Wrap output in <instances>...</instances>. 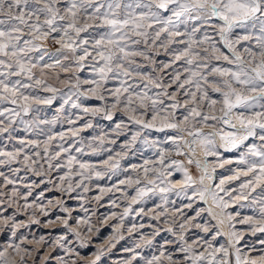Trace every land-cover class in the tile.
Segmentation results:
<instances>
[{"label": "snow or ice", "instance_id": "1", "mask_svg": "<svg viewBox=\"0 0 264 264\" xmlns=\"http://www.w3.org/2000/svg\"><path fill=\"white\" fill-rule=\"evenodd\" d=\"M50 40L57 45L55 52L46 47ZM161 51L170 59L157 60ZM89 61L94 75L92 79L83 81L92 85L86 91H81L79 76L75 83L68 81L66 93L45 78L49 75L46 70L59 68L68 73L73 66L83 70ZM56 79H60L59 74ZM109 80H118L119 87L109 92L105 87ZM37 89L51 95L40 96ZM104 92H109L114 98L111 109L107 105L84 106L83 100L95 98L104 101ZM58 95L63 101L57 110L58 116L69 102L72 109H80L85 115L96 116L102 112L109 121L114 118L112 109L122 108L128 122L138 126L137 131L121 146L122 149L133 147L144 130L174 132L166 141L170 142L171 148H162L158 152L159 167H150L154 162L145 160L142 165H132L134 171L143 172V177L137 175L133 179L126 176L119 181V185L136 187L135 194L129 197L130 202L119 217V227L113 228L114 233L120 232L124 220L133 213V205L142 204L149 194L176 191L177 195L183 194L189 200L196 197L205 204L210 200V206L197 211L196 216L206 211L219 225L225 223L221 214L230 203L247 201L241 207H249L251 214L239 223L247 225L253 235L264 234V0H0V117L3 118L0 119V136L7 133L11 140L12 132L17 131L13 127L16 124H23L26 131L46 136L42 142L21 139V147L14 151H0V157H4L0 165L16 162L26 143L36 149L43 143V154L50 168L53 167L52 160H58L61 153L71 151V148L60 144L59 151L49 155L51 142L57 137L64 140L66 133L48 134L40 126L55 125L56 120H44L37 116L30 121L23 119L37 112L40 105H52ZM181 97L185 99L181 100ZM181 108L183 112H179ZM80 119L83 117L76 115L74 119L72 113L65 117L69 125H75ZM91 127L90 121L83 125V128ZM126 127L121 120L113 132L117 137L124 135ZM205 128L210 131L206 132ZM81 131V128L75 127L67 130L72 137L79 136ZM106 138L105 133L88 143L92 154L111 152L103 147ZM217 138L220 143H217ZM142 142L149 143L147 138ZM220 148L236 151L238 155L217 166L235 164L236 167L230 169L231 174L221 178L219 184L206 185L205 180H213L215 172V167L209 171L208 157H219ZM197 149L202 153L203 161L194 158ZM170 150H174L177 156H186L188 164H195L201 170L198 180L180 160L173 159L165 164V153ZM75 151L83 152L84 148L77 147ZM34 154L41 157L40 151ZM117 157L124 158L118 152L103 160L106 171L78 160L74 155H68L66 166L71 172L72 166L78 165L76 175L81 180L77 186H80L93 176L101 179L109 172L117 174L121 169ZM29 160L31 157L25 154L24 161ZM55 167L62 165L56 164ZM173 168L183 173L178 186L166 181ZM3 175L0 172V176ZM68 178L66 175L61 180ZM5 182L14 183L7 177ZM233 182H236L235 186L225 187ZM113 187L122 191L117 185ZM189 189L191 196L188 195ZM73 190L69 183L68 191ZM84 190L88 191V188ZM100 191L104 193L112 189L101 188ZM16 194L14 189L13 196ZM124 194L127 196V192ZM225 197L228 199L225 200ZM96 199H101V196ZM162 200L167 203V196H162ZM112 204L116 206L115 201ZM187 207L191 208L192 204ZM156 208L161 211L153 218L159 219L167 209L159 204ZM214 209L221 211L217 213ZM62 211L67 212L68 209ZM135 211L139 215L145 209L141 207ZM115 217L113 212L111 218ZM70 218L69 215L62 223L69 231H75L69 227ZM13 219L0 215V233L9 229ZM226 219L233 230L226 234L224 243L217 242V238L225 233L207 222L195 226L205 234H211V240L201 237L189 243L183 234L185 224H180V255L175 259L171 254L167 255L168 264H264V240L260 241V255L242 253L236 247L243 237L234 230L235 226L231 223L234 217L228 213ZM77 223L88 224L87 230L92 231L89 221L78 218ZM20 226L11 223L13 237L16 236L15 229ZM135 228L136 225L132 224L128 231ZM167 231L176 235L171 228ZM158 234V231L153 233L154 236ZM75 235L80 237L81 233L75 231ZM112 239L119 242L123 236H113ZM141 239L145 240V237L141 236ZM43 242L42 237L37 241ZM56 243L63 247L60 241ZM108 243L109 248L115 247L111 240ZM145 243L150 245L152 241L148 239ZM140 246L136 245L137 248ZM81 247H87L83 240ZM66 251L70 253L73 250ZM126 251L133 254L122 264H133L139 253L135 249ZM250 251L257 249L252 246ZM26 254L30 255L27 247L9 243L0 249V264H27ZM103 254L104 249L99 248L94 260L82 258L80 264H97ZM162 257L164 252L146 260L145 264H163ZM47 259L41 264H46ZM60 264H68V261L61 259ZM71 264H77V261L73 260Z\"/></svg>", "mask_w": 264, "mask_h": 264}, {"label": "rangeland", "instance_id": "2", "mask_svg": "<svg viewBox=\"0 0 264 264\" xmlns=\"http://www.w3.org/2000/svg\"><path fill=\"white\" fill-rule=\"evenodd\" d=\"M46 47L50 52H55L57 45L53 41H48ZM35 55V54H34ZM48 59L47 57L45 58ZM170 59L166 57L161 51L157 60L164 61ZM51 62V61H48ZM65 63H68L65 61ZM151 67V66H149ZM49 71V75L45 78L54 87L61 89L63 93L68 92V81L72 83L76 82V77L79 76L81 81V91H86L92 85L84 84V80H90L93 78V72L90 67V61L85 64L83 70H79L74 66L70 72H62L59 68ZM171 71L170 69L168 70ZM39 74V73H37ZM59 74L60 79H56V75ZM167 82V76L164 77ZM109 92L114 91L116 87H119L118 80H109L105 86ZM153 91H158L153 89ZM109 92H104L105 100H97L95 98L83 100L84 106L87 107H103L107 105L111 109L113 103V97L109 95ZM37 94L40 96L51 95V93L43 92L37 89ZM75 99V97H73ZM83 99V98H82ZM185 99L181 97V100ZM63 103L59 97L53 102L52 105H40L37 112L31 113L29 116H25L24 120H31L33 116H37L44 120H56L55 125L47 124L41 125L45 133L56 134L64 132L66 133L65 139L60 140L57 137L49 145V155H53L59 151L58 145L63 144L66 148H71L69 153H61L58 160H52L53 167H49V161L43 154V143L39 149L33 148L27 143L24 146V151L19 156L16 162L11 164L0 165V172L4 175L0 176V215L3 217H14L9 223V229L0 233V249L6 247L9 243L20 244L21 247H27L30 251V255H25L27 264H41L42 261L46 260V264H60L61 259L68 261L71 264L73 260L80 264L81 259L91 261L95 259L97 249L103 248L104 254L101 256L97 264H122V261L130 259L132 256L131 251L127 249H135L139 256L133 264H145L146 260L152 259L153 256H160L161 252H164L162 257L163 264H168L167 255L171 254L173 258L179 256V235L181 229L180 224H185L183 234L185 239L192 243L193 240L204 239L211 240V234H205L200 228L195 225L209 223L210 225H216L224 236L218 237L217 242L224 243L227 239V233L233 229H230L229 222L226 219V215L231 213L234 217L232 224L235 226L234 230L237 231L243 238L236 245L241 249L242 253H250L253 256L260 255L259 249H261L260 241L264 240V234L257 233L252 234L247 225L239 223L245 216L251 214L249 207H241V204H247V201H240L238 203H230L227 209H224L221 214V218L225 220L223 225H219L216 220H213L206 211H202L200 216H196V212L201 209H206L210 206L211 201L205 204L198 198L193 197L189 200L183 194L177 195L176 191L161 194L158 191L156 194H149L145 198L142 204L133 205V213L124 220V226L120 229L119 233H114L113 228L119 227V217L123 214L124 208L127 207L130 202L129 197L134 195V188L136 185L131 187L127 185H119L121 179H125L126 176H131L133 179L139 175L143 177V172H136L132 169V165H142L145 160H151L154 165L159 167L158 152L160 149H170V142H166L168 137L174 135L172 130H166L164 132L156 130H144L142 135L139 137L137 142L130 149H122V145L127 139H130L133 132L137 131L138 126L131 124L127 120L126 113L121 109H112L114 113L113 120L109 121L103 117V113H99L96 116L85 115L80 109H72L70 107L71 102L64 106V111L59 114L57 110ZM9 107H11L9 105ZM184 109H179V112H183ZM73 114L75 119L76 115L83 117V119L77 120L75 125L67 124L65 117ZM0 119H3L0 117ZM121 120L127 125L124 128V135L116 136L113 132L115 125ZM91 122V128H83L86 122ZM7 123V121H5ZM17 131L12 132V139H8V134L5 133L0 136V151H14L16 148L21 147L19 141L25 140H39L44 141L46 136L37 135L35 132L26 131L23 124L13 125ZM69 127L81 128L82 131L77 137H72L67 132ZM50 130V132H49ZM206 132L210 129L205 128ZM107 134V138L104 140L103 147L110 149L111 152L102 151L99 155L91 153V149L87 147L88 143L93 141V138L100 137ZM147 138L149 143L145 144L142 141ZM115 140V144L111 143ZM83 141V143H81ZM99 141L97 140L96 143ZM217 143L219 138H217ZM95 146V145H94ZM83 147V152H76L75 148ZM36 151L41 152V157L36 156ZM187 152V148H184ZM121 153L124 158L117 157L120 159L121 169L117 174L108 173L103 178L98 179L95 176L91 180H84L83 184L77 186L81 177L76 175L78 165L72 166V171L69 172L67 165L68 155H74L78 160L85 161L95 165L99 170L106 171L103 165L109 155L115 156L116 153ZM221 155L219 157H208L209 171L215 167L214 179L209 181L205 180V184H219L221 178H226L230 175V169L236 167L235 164H224L223 167L217 166L220 162L227 159H235L238 155L236 151H225L220 148ZM126 153V155H125ZM27 154L31 157V160L25 162L24 155ZM166 160L165 164H169L171 160H180L184 163V166L189 170V173L194 176L195 179H199L202 172L197 169L195 164H188L186 156H177L174 150H170L165 153ZM203 161V155L199 149L194 157ZM4 157H0V160ZM36 161V163H32ZM60 164L62 167L56 168L55 165ZM18 171H15L17 170ZM127 169V171H124ZM172 175L166 177V181H171L177 184L183 179V173L170 169ZM68 176V179L61 180V177ZM5 177L14 181L13 184H6ZM69 183L74 189L69 192ZM236 182L225 187L235 186ZM114 185L119 186L122 191H117ZM164 186V185H161ZM85 187L88 191H85ZM111 188L112 191H105L101 193L100 189ZM16 190L17 194L13 196V190ZM127 192V196L124 194ZM30 193V194H29ZM167 196V203H164L162 196ZM188 195L191 196V189L188 190ZM220 195H224L220 193ZM101 196V199L97 200L96 197ZM26 197V199H25ZM228 197H225L227 200ZM112 201H115L116 206H113ZM191 203L192 207L189 208L187 205ZM162 205L163 208L167 209L164 215L160 216L159 219L153 217L161 211L160 208H156V205ZM143 207L144 213L139 215L136 214L137 209ZM68 209L67 212L62 209ZM154 210V211H150ZM215 212L219 213L220 209H214ZM115 212L116 217L111 218V214ZM47 213V214H45ZM69 219V227L75 231L81 233L80 237L75 235V231H69L65 228L62 221L66 218ZM87 220L92 226V231L87 230L88 224L77 223V219ZM105 218H108L107 220ZM39 221V223H35ZM49 221L52 223L50 224ZM11 223H17L21 226L16 231V236L13 237L11 234L10 225ZM135 224L136 228L133 231H128L129 227ZM142 225V227H141ZM169 228L173 229L176 235L172 232L167 231ZM159 232L158 235H153L155 232ZM122 235L123 239L117 242L112 239L113 236ZM141 236L145 237V240L150 239L152 243L146 244L145 240L141 239ZM43 238V243H37ZM63 238V239H62ZM81 240H83L87 247H81ZM115 243L114 248H109V241ZM60 241L63 247H59L56 243ZM137 244L141 246L136 247ZM255 246L257 251H250L251 247ZM66 249H72V252H67ZM11 252V249L9 250ZM77 253L79 255H77ZM14 256V254H12ZM19 259V257H15Z\"/></svg>", "mask_w": 264, "mask_h": 264}]
</instances>
